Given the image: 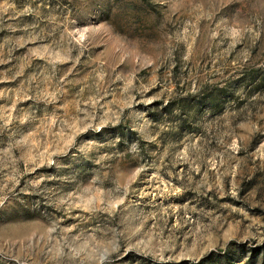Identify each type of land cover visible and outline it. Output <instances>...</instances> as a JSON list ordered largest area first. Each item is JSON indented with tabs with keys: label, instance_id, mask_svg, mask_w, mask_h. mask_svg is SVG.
I'll return each mask as SVG.
<instances>
[{
	"label": "rangeland",
	"instance_id": "374dc122",
	"mask_svg": "<svg viewBox=\"0 0 264 264\" xmlns=\"http://www.w3.org/2000/svg\"><path fill=\"white\" fill-rule=\"evenodd\" d=\"M262 252L264 0H0V264Z\"/></svg>",
	"mask_w": 264,
	"mask_h": 264
},
{
	"label": "trees",
	"instance_id": "16d2710c",
	"mask_svg": "<svg viewBox=\"0 0 264 264\" xmlns=\"http://www.w3.org/2000/svg\"><path fill=\"white\" fill-rule=\"evenodd\" d=\"M254 250H256V249H252V251H254ZM262 257L264 258V253L262 252Z\"/></svg>",
	"mask_w": 264,
	"mask_h": 264
}]
</instances>
